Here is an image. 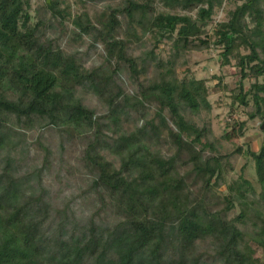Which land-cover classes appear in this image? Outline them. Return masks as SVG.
<instances>
[{
	"label": "trees",
	"instance_id": "trees-1",
	"mask_svg": "<svg viewBox=\"0 0 264 264\" xmlns=\"http://www.w3.org/2000/svg\"><path fill=\"white\" fill-rule=\"evenodd\" d=\"M153 1L126 0L122 8L92 17L83 11L72 20L78 38L104 45L108 66L89 70L76 54L42 41L30 0H0V264H208L196 256L198 243L207 241L221 264H264V143L257 153L247 149L261 192L249 180L228 185L229 155L215 152L208 130L186 117L212 111L211 80L198 79L189 69L179 74L190 54L216 48L220 66H233L240 76L230 90L234 104L244 106L251 120L264 121V0H236L213 36L205 28L225 0H163L170 10L198 9L196 19L158 13ZM59 5L51 0L46 8L64 20ZM139 30L150 35L154 47L135 58L128 51ZM162 43L170 46L166 61L156 53ZM148 66L153 76L136 81L137 93L118 85L123 69L137 80ZM212 79L220 88L221 79ZM246 81H253L249 89ZM79 91L96 96L108 113L97 117ZM152 105L158 107L155 119L131 133L120 131L129 111ZM38 126L88 140L95 184L107 191L116 223L53 227V206L41 180L36 186L33 175H20L11 156L18 129ZM104 130L118 135L111 139ZM246 130V121L233 120L222 139L234 142ZM164 131L175 149L169 157L153 148V138ZM106 151L119 159V167Z\"/></svg>",
	"mask_w": 264,
	"mask_h": 264
},
{
	"label": "rangeland",
	"instance_id": "rangeland-1",
	"mask_svg": "<svg viewBox=\"0 0 264 264\" xmlns=\"http://www.w3.org/2000/svg\"><path fill=\"white\" fill-rule=\"evenodd\" d=\"M47 1L51 0H30L33 25L40 23V35L43 42H52L69 54H76L80 62L86 69H94L99 66H108L104 45L94 43L91 37L84 36L78 38L74 32L76 28L72 20L81 12L85 11L92 17L107 9H117L125 6L126 0H60V9L67 14L66 19L54 17L47 10ZM144 2L146 0H137ZM239 3L236 0H225L223 6L213 17L212 23L205 28L208 35L213 36L212 32L218 23L228 20V12L235 9ZM153 8L158 13H170L177 15H188L193 19L197 18L198 9L192 11H183L178 8L168 9L163 0H154ZM121 22L126 25V19L120 17ZM203 24L200 23V26ZM139 39L135 40L128 51V55L139 58L154 47V42L150 35H144L141 30L138 31ZM122 38V35H120ZM170 46L162 43L156 53L168 60L170 57ZM198 79L211 80L210 103L212 111H201L199 114L186 113V117L199 127H205L208 130L207 140L212 144L215 152L221 155H229L225 160L226 180L228 185L243 183L249 180L254 186L256 193L261 192V187L257 183L253 160L247 155V149L257 153L264 143V130L262 126L264 121L256 118L251 120L248 116V110L238 103L234 104L232 92L236 89L240 76L237 75L235 67L220 66L219 51L216 48L193 52L188 57V65L179 68L180 76H183L186 70ZM153 76V67L148 66L145 72L140 73L137 80L131 75L130 71L124 70L116 77L119 86L127 94H134L138 91V83L144 82ZM217 76L221 79L220 88L217 81L212 78ZM253 82V81H252ZM251 81L245 82L246 89H249ZM78 95L82 98L85 106L93 109L97 117H102L108 113V109L103 102L92 94H85L81 91ZM158 107L156 105L147 106L146 110L129 111L127 116L122 117L120 131L131 133L145 125L146 121L156 118ZM146 113V118L143 115ZM169 118V113H165ZM233 120L246 121L247 130L244 137L227 142L222 139L226 124ZM158 123V120H157ZM171 125V124H170ZM116 130V129H114ZM20 135L16 137L15 149L11 156L15 158L16 166L20 175L31 176L34 183H42V189L45 190L47 199L53 206L52 223L57 228L60 224H66L69 227L84 226L90 221L96 224H114L117 215L111 199L102 187L95 184L97 180V171L86 157L88 140L86 138H72L51 126L37 127L33 130L18 129ZM111 139L117 137V133L103 131ZM110 138L108 140H110ZM111 141V140H110ZM153 148L159 151L163 156L174 155L175 149L170 143L167 132H162L159 138H153ZM238 149H241V151ZM5 153L4 155H6ZM211 152L205 153V156ZM103 155L114 162L117 167L120 166L118 158L113 157L109 152H103ZM187 168L182 169L184 173ZM191 169V168H190ZM40 174V178L35 175ZM194 190L198 194V189ZM37 188V187H36ZM225 191V188L220 190ZM211 198V196H210ZM251 198V197H250ZM223 206H217V209ZM196 256H200L202 261L208 264H221L209 241L198 243Z\"/></svg>",
	"mask_w": 264,
	"mask_h": 264
},
{
	"label": "water",
	"instance_id": "water-1",
	"mask_svg": "<svg viewBox=\"0 0 264 264\" xmlns=\"http://www.w3.org/2000/svg\"><path fill=\"white\" fill-rule=\"evenodd\" d=\"M262 130H264V125L262 126Z\"/></svg>",
	"mask_w": 264,
	"mask_h": 264
}]
</instances>
